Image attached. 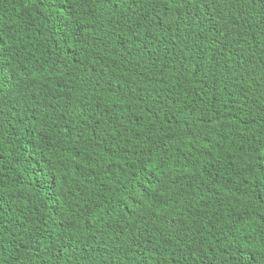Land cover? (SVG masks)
<instances>
[{"label": "trees", "instance_id": "1", "mask_svg": "<svg viewBox=\"0 0 264 264\" xmlns=\"http://www.w3.org/2000/svg\"><path fill=\"white\" fill-rule=\"evenodd\" d=\"M206 12L0 0V264H264V0Z\"/></svg>", "mask_w": 264, "mask_h": 264}, {"label": "snow or ice", "instance_id": "2", "mask_svg": "<svg viewBox=\"0 0 264 264\" xmlns=\"http://www.w3.org/2000/svg\"><path fill=\"white\" fill-rule=\"evenodd\" d=\"M170 0H161V3L168 4ZM221 0H172V4L177 8H187L191 10L193 17L199 20V14L202 8H206L207 12L205 13L208 22L211 23L214 15L217 10V5H219ZM227 2V0H225ZM41 4L43 5V0H41ZM203 23V21H200Z\"/></svg>", "mask_w": 264, "mask_h": 264}]
</instances>
